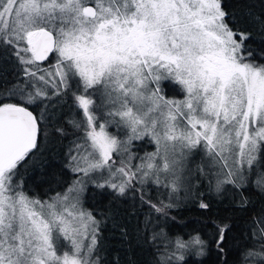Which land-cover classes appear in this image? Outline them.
I'll return each mask as SVG.
<instances>
[{"label": "snow or ice", "instance_id": "snow-or-ice-1", "mask_svg": "<svg viewBox=\"0 0 264 264\" xmlns=\"http://www.w3.org/2000/svg\"><path fill=\"white\" fill-rule=\"evenodd\" d=\"M226 15L221 0H0V44L14 48L27 77L6 90L8 99L22 102L0 99V264H100L98 255L93 258L100 222L79 206L78 195L42 202L29 197L21 181L13 183L42 133L44 115L26 106L48 96L37 83L58 94L71 75L82 89L85 94H74V100L84 120L72 123L84 126L90 143L77 145L83 154L72 157L73 170L88 175L107 168L110 176L122 177L119 184L105 182L121 195L137 172L141 181L152 175L157 184L161 173L174 175L176 153L182 156L184 149L202 146L210 165L219 166L224 179L218 190L235 184L233 177L245 165L251 169L264 146V64L246 62L242 48L248 36L229 28ZM52 54V71L41 68L38 62ZM161 80L179 84L185 98L166 99ZM92 96L99 100L96 112L107 108L113 118L98 130ZM109 122L130 130L127 143L147 135L157 145L136 172L123 161L112 171L109 161L122 142L106 130ZM256 184L264 188V177ZM170 187L177 190L174 180ZM77 190L80 181L68 191ZM152 207L164 212L170 205ZM226 227L219 229L218 242ZM258 231L253 239L264 242V228ZM60 239L69 250L58 253ZM191 243L202 254L204 242L197 236ZM175 245L177 251L189 246L180 238ZM250 259L264 264V251L245 249L241 264Z\"/></svg>", "mask_w": 264, "mask_h": 264}, {"label": "trees", "instance_id": "trees-1", "mask_svg": "<svg viewBox=\"0 0 264 264\" xmlns=\"http://www.w3.org/2000/svg\"><path fill=\"white\" fill-rule=\"evenodd\" d=\"M221 5L227 13L225 22L229 28L248 36L243 41V52L256 63L264 64V0H221ZM22 73L14 48L0 44V99L11 101L7 95L1 96L12 86L22 83ZM177 95L182 96L183 92ZM26 106L38 115V106ZM56 113V109L49 112L53 116L50 122L41 121L42 133L37 148L18 166L26 177L24 188L27 193L44 199L61 193L76 177L77 173L69 167L73 149L69 151L68 146L70 142L72 145V142L80 140L85 133L83 126L77 128L67 118L58 119ZM47 134L53 140L45 143ZM261 171H264V147L259 162L251 169H245L243 181L237 179L235 184H221L218 190L217 182L222 178L214 172L198 173L191 194L194 196L187 201L169 200L170 197L161 190L165 193L148 200V203L151 207H170L164 212H157L152 207L149 212L159 218V224L155 230H146L145 239L142 237L141 215L132 212L145 213L147 206L131 210L122 204L121 194L108 190L101 194V202L105 205L99 209L92 200V195H97V188L91 186L86 196L87 207L102 221L96 250L100 264H160L157 256L161 259L162 254L167 253L164 241L174 244L177 238L189 245L182 251L184 258L173 260L169 254L167 257L164 254L165 264H233L236 261V264H241L245 249L264 251L259 247L264 242L254 240L252 236L253 232L259 236L258 230L264 228V188L256 184L262 178H259ZM130 189H138L135 179ZM202 203L208 207H200ZM225 226L224 240L218 242L219 229ZM165 228L172 236L170 240L159 239L156 235ZM197 236L204 242L202 254L200 247L191 243ZM248 264H255V260L250 259Z\"/></svg>", "mask_w": 264, "mask_h": 264}, {"label": "rangeland", "instance_id": "rangeland-1", "mask_svg": "<svg viewBox=\"0 0 264 264\" xmlns=\"http://www.w3.org/2000/svg\"><path fill=\"white\" fill-rule=\"evenodd\" d=\"M237 40L239 41V39ZM23 46L24 45L21 44V47ZM242 54L245 57L246 62H255L251 60L248 57V55L243 52V50H242ZM55 63H56V60L54 59L52 62V65ZM49 71H52V67L50 68ZM57 84H58V80H57ZM150 86H154V85H150ZM36 87H39L43 91H46L48 93L47 98L38 99L35 104H31V105H35L39 107L38 114L42 113L44 115V119L46 122H50L49 120H52L53 116H51L49 112L53 113L55 109L57 110V113L55 116L58 119L67 118L70 122L72 121L81 122L84 120L82 110L78 108L74 100V94L79 95V94H85V93H83L81 88L76 86L71 75H69V78H68L67 88L65 89V88L60 87L58 94H57V88H54L51 85H44L42 83H37ZM29 90L31 89H27L26 91H29ZM89 92H91V90H89ZM178 92H183V95L182 96L177 95ZM160 93L166 99L183 100L185 98V92L183 88L179 84H176L172 82L171 80H161ZM5 95L6 93L2 94L1 98H4ZM68 99H72V100L68 102ZM92 99L95 101V104L93 105L92 110L93 112H95L96 116L98 117L96 121L97 130H98L99 124L105 123L106 120L113 121V118L106 115L107 108L103 110V114L101 112H96V104H99V100L95 96H92ZM10 100H11L10 102H18V101L22 102L23 98L18 97V98H12ZM63 106L66 108H64ZM115 120L118 121L119 117H116ZM106 130L110 134L115 135L117 139L122 142L121 150L118 153H113L112 161H109V163L112 164L113 172H115L116 168H119L121 166L122 161L124 162V164L130 165L131 170L136 172L138 166H140L141 164H145L147 162L148 155L157 151V145L151 139V137L147 135L141 139H133L131 140L130 143H127L128 137L131 135V132L128 128H126L122 124L118 126L116 122H109L106 124ZM52 140L53 139L48 134L45 136V143L46 141H52ZM88 143L90 142L86 143L85 141V133L82 135L80 140L72 142V145H71V142L69 143V146H68L69 151L73 149L72 154L69 159L70 161L69 167H71V169L75 168V161L72 160V157L83 154L82 151L80 153L77 152V145H84L85 147H87ZM263 147L264 146H262V148ZM125 148L127 149L126 151L124 150ZM65 150H67V146L65 147ZM88 151H91V149L88 148ZM260 153H259V158H260ZM259 158L253 165H256L259 162ZM170 159H171V156H170ZM175 159L177 162L173 165L174 175L172 173H169V174L161 173L160 174L161 183L157 184L154 182V176L152 175H150L149 177L141 181L142 173L137 172L135 183L138 189L137 190L130 189V186H128L129 190H127L128 187H126V191H128L127 194L126 195L123 194L120 197L122 198V204L131 210H135V209H138L139 207L147 206L148 210L145 213L139 214L137 211L132 212L133 214L141 215V217L139 218L141 221V228L143 231L142 232L143 239H145L146 230L148 231L155 230L159 224V218L153 212H149V211H152L153 208L148 203V200H152L154 198L162 196L163 193L165 192L170 197L169 200L171 199H175L178 201L189 200L190 197L194 196V194L193 195L191 194L193 192V185L196 182L195 181L196 174L198 173L205 175L208 172L210 173L214 172L220 178L224 179L223 175L220 173L219 166L210 165L211 158L205 153L202 146L196 149H192V150L184 149L182 156L180 155L179 152H177ZM113 161L115 162L114 164H113ZM156 162L159 163V157H157ZM229 163L231 164V161ZM246 168H248L247 165L243 167V169L241 170V173H238L236 176L233 177V180L238 179L239 181L241 175L243 176ZM143 171H147V169H144ZM16 172H17V176L14 178L13 183L15 184L17 180L21 181L22 186H23V191L31 198L39 199L42 202L43 201L51 202L54 198L58 196V194L60 197H63L65 194H67L69 195L70 199L71 197L78 195L79 206L85 212L90 213L93 217H95V219L100 222V226L102 224L101 219L96 217V215L87 207V201H86L87 192L91 186H95L97 188L96 193L98 196L92 195V200L93 202L96 203V207H99V209H102V207L105 204L101 202L102 201L101 194H103L104 192L108 190L112 191V193L118 192L117 190L110 188L105 183L106 180H111L112 183L119 184L122 179V177L119 176L118 174L115 176H110L107 168L103 170L92 171L88 175H85L83 172L74 171L77 173V175L66 189H64L61 193L53 194L52 196L44 199V198L33 196L32 194L27 193V191L24 188L25 183L27 182L25 180L26 177L23 175V172L20 168L16 169ZM260 174L261 175L259 178L264 177V171H261ZM210 179H213V178L210 176ZM173 180L176 183V187H177L176 191H173L172 188L170 187L171 182ZM77 181L81 182L82 190H77V191H73L69 193L68 191L69 188H75ZM98 184H104L105 186L103 188L97 187ZM166 184H168L169 187H165ZM152 190H155V192L152 193ZM161 190H164L165 192ZM140 194H141V197H140ZM112 211L113 210H111L110 212ZM139 218L137 219V221H139ZM161 220L162 219H160V222ZM100 226H99V232H100ZM156 235L158 236L159 239L162 237V238H166L170 240L172 237L170 236L166 228L164 229V231L161 230V232L157 233ZM84 243L87 244L88 240H85ZM164 243L166 245L164 248L167 249V253L166 251L164 253L166 254V257L169 254L171 256L170 258L177 259V257L181 255L182 251L184 250L182 249V250L177 251L175 243L172 244V242L170 241L169 242L164 241ZM188 249H191V248H188ZM61 250H69L67 242L63 239H60L57 242L58 253ZM164 254L162 255L164 256ZM94 256L96 257V252L93 254V258H95ZM157 258L158 260H161L159 256H157ZM154 261L155 263L158 262L156 261V259ZM234 263L236 264L237 261L233 262V264Z\"/></svg>", "mask_w": 264, "mask_h": 264}, {"label": "flooded vegetation", "instance_id": "flooded-vegetation-1", "mask_svg": "<svg viewBox=\"0 0 264 264\" xmlns=\"http://www.w3.org/2000/svg\"><path fill=\"white\" fill-rule=\"evenodd\" d=\"M55 59V54H52V56L46 61V62H38L40 67L43 68V69H48L50 70V68L52 67V61ZM22 79H21V82L23 83V81L25 79H27V77H25L22 73L21 75ZM27 90V89H26Z\"/></svg>", "mask_w": 264, "mask_h": 264}, {"label": "water", "instance_id": "water-1", "mask_svg": "<svg viewBox=\"0 0 264 264\" xmlns=\"http://www.w3.org/2000/svg\"><path fill=\"white\" fill-rule=\"evenodd\" d=\"M51 56H52V55H50L49 58H50ZM49 58H48V59H49ZM48 59H47V60H48ZM47 60L42 61V62H46ZM42 62H41V63H42ZM29 110L33 111L30 107H29ZM33 113H34V115H36V113H35L34 111H33ZM38 140H39V138H38ZM37 144H38V142H37Z\"/></svg>", "mask_w": 264, "mask_h": 264}]
</instances>
